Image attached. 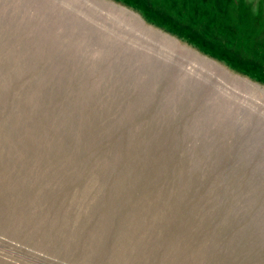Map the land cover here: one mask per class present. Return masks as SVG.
<instances>
[{"label":"rangeland","instance_id":"1","mask_svg":"<svg viewBox=\"0 0 264 264\" xmlns=\"http://www.w3.org/2000/svg\"><path fill=\"white\" fill-rule=\"evenodd\" d=\"M135 4L0 0V264H264V0Z\"/></svg>","mask_w":264,"mask_h":264},{"label":"trees","instance_id":"2","mask_svg":"<svg viewBox=\"0 0 264 264\" xmlns=\"http://www.w3.org/2000/svg\"><path fill=\"white\" fill-rule=\"evenodd\" d=\"M127 1H133V0H127ZM142 1L144 2V5H145L143 7H153V6L156 7L157 12H154L152 16L150 15L149 16L150 19L155 20L156 19L155 15H160L168 19L171 22L185 21L188 23L190 22L192 23L194 22V20L196 21L198 18L203 17V16L220 15L221 14L220 12H222V9L225 12H227V8L229 9V5H231L233 0H198L194 5H192L191 2H190L191 5L188 4L187 2H185V0H142ZM189 1H192V0H189ZM219 2L222 3V8L217 6ZM135 5L137 6L138 9H141L145 15H147L146 14L148 11L147 8L145 9L143 7H140L137 4ZM259 10H261V7H259ZM178 17H180V19ZM253 18H254L256 26H258V29L255 28V25L254 23H252V21H251L252 24L248 22L250 19V17H248L247 20L246 19L243 20V23H244L243 32L250 33L251 36H253L254 34V36L252 37L253 47L249 51V54H250L249 57H251L255 61L263 62L264 61V37L261 36L260 29L264 27V19H263L264 14L262 12H259L257 14L254 13ZM237 25L240 26L239 23ZM201 27H204V26L201 25ZM239 57H240L239 60H241V56Z\"/></svg>","mask_w":264,"mask_h":264}]
</instances>
